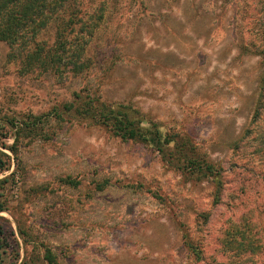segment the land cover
I'll return each instance as SVG.
<instances>
[{
  "label": "rangeland",
  "instance_id": "374dc122",
  "mask_svg": "<svg viewBox=\"0 0 264 264\" xmlns=\"http://www.w3.org/2000/svg\"><path fill=\"white\" fill-rule=\"evenodd\" d=\"M76 7L81 73L23 70L0 44L2 142L23 128L17 156L0 143L2 264H49L47 249L53 264H264V0ZM76 93L141 111L175 145L164 157L62 114Z\"/></svg>",
  "mask_w": 264,
  "mask_h": 264
},
{
  "label": "trees",
  "instance_id": "16d2710c",
  "mask_svg": "<svg viewBox=\"0 0 264 264\" xmlns=\"http://www.w3.org/2000/svg\"><path fill=\"white\" fill-rule=\"evenodd\" d=\"M76 3L77 0H0V44L9 45L14 55H24L21 62L23 70H48L60 73L61 76L66 72H83L85 61L80 50L74 53L73 38L69 39L70 34L76 30L78 18ZM48 33L53 36L51 42L43 40ZM75 95L72 103L63 106L62 114L105 126L114 136L146 144L164 157L167 156L171 146L175 145V136L163 133L157 122L151 119L146 121V115L141 111L133 110L123 103L108 104L95 93L86 96H82V93ZM22 129L20 128L16 133V140L12 146H7L0 138L1 147L8 149L15 156L18 154L16 142L20 140ZM5 138L6 136L3 137ZM195 152L191 151V154ZM4 156L7 157L0 150V173L7 169L2 159ZM190 157L187 159V168H191L194 174L197 173L204 178L219 179L221 175L219 169L217 170L212 164L202 163L197 157L196 159ZM12 176L14 177V173ZM7 181L8 179L0 180V184ZM218 184L220 185L219 182ZM2 211L3 209L0 208V212ZM228 235L230 244L242 248L250 246L247 237L242 235L239 240L243 242L239 243L231 232H228ZM187 243L193 249V245L188 241ZM7 247L8 239L0 223V264L3 263V255ZM253 247H256L255 244L251 246V249H255ZM45 258L49 264L54 263L53 254L48 249Z\"/></svg>",
  "mask_w": 264,
  "mask_h": 264
}]
</instances>
